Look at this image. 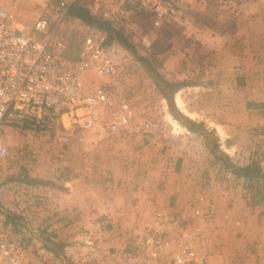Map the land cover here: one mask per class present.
<instances>
[{
    "label": "rangeland",
    "instance_id": "obj_1",
    "mask_svg": "<svg viewBox=\"0 0 264 264\" xmlns=\"http://www.w3.org/2000/svg\"><path fill=\"white\" fill-rule=\"evenodd\" d=\"M74 1L1 0L2 4L14 13L16 25L32 36L37 35L34 26L36 20L43 13H50L53 20L52 30L56 29V36L59 39H64L76 52L83 42L86 30L80 21L65 14L67 4ZM81 1L88 5H96L97 14H100L99 9L104 8L107 16L104 18L108 20H110L109 16L115 12L113 1L111 3H105L104 0ZM202 6L204 5H198L193 10L198 11ZM242 8V0H235L231 3L224 2L220 8L210 12L207 23L216 24L219 31L231 30L237 22L235 15ZM211 16H216L218 20ZM129 26L128 29L125 28V33L130 34V41L137 48L138 55L132 53L134 62L126 80L125 90L137 104L144 100V104L148 108L147 117L153 122V125L147 132L142 133L143 136L139 133L133 134L132 137L122 134L106 136L101 141V147L98 146L93 154L95 155L93 161L92 159L79 160L78 155L83 157L92 151L82 148L80 144L77 146L76 141L65 146L58 140H51L29 132H18L12 127H6L1 136L8 155L0 158V207L6 213L7 222L11 224V232L20 235L24 233L23 238L28 245V258L31 262L32 258H36L37 261L33 264L43 262L78 264L77 261L81 256L91 257L97 250H100L101 253L104 249L109 248H105V244L108 243L105 239L102 241L99 239L104 236V233L123 235L135 229H141L136 221L125 223V219L117 218V216L116 218L107 217L110 214L101 213L103 212L101 209L99 211L82 210L81 212H84L86 216L81 219L75 208L70 210L69 207L61 206L62 200H66V195L70 194L63 195L59 189H65L68 182L71 183V186H78L79 182H73L76 179L75 176L84 175V172L89 176L87 180L94 181L95 186L114 181L113 183L121 186L118 189H122V186H127L128 183L135 184L139 175L142 176L140 181L158 185L163 182L161 171L166 162H169L168 158H173L177 154L190 155V157L197 155V159H203L202 162L199 161L202 163L200 169L205 167L206 163L209 166L205 169L207 179L204 176L199 179L204 185L205 183L209 186L214 185L215 188L220 187L221 190L230 188L238 190V193L241 192L244 199L247 198L249 202L252 201L251 196L255 194L253 190L264 179V177L254 180L239 178L235 169L241 165L232 162L234 146L231 149L227 145V143L233 145V142H221L216 129L207 127L204 121L197 122L196 127L206 134L191 135L189 132L192 131L187 126L189 120L192 119L177 107L173 93L169 92L171 100L168 101L161 92L159 80L167 81L173 85L185 82L187 79L203 82L206 70L210 72L209 65L203 64L201 60L198 61V57H201V53H210V47L207 50L197 47L198 45L193 46L194 40H189L188 34L183 28H163L164 32L161 31L160 35V31L155 30L152 27V22L148 19L130 22ZM220 35L218 41L223 42L227 36H225L226 34ZM139 56L146 58L147 62H142ZM103 83L104 80H94L90 84L88 83V89H91L95 84ZM133 139L135 141H132ZM128 140L131 142H127ZM178 145L181 147L178 148ZM117 154H121V156ZM188 164L186 163L185 167H188ZM255 165L262 169L261 163ZM92 169L96 172L92 174L93 177L90 172ZM146 172L152 174H144ZM173 173L176 177H172V180L180 181L179 172ZM32 180H36L38 184L48 185V188H45L46 186L28 187ZM148 186L151 188L153 185ZM203 189H207V187ZM73 195H79V198L83 196V200L87 202L110 199L116 201L117 206L121 204L120 206L126 207L132 205L143 195H148L149 201L154 206L164 200L161 197L157 199L153 192H136L134 189L133 192L123 189L117 190L115 193H99L94 190L91 195L78 192ZM88 196L92 199L89 200ZM209 196L210 203L216 202L217 198L211 194ZM70 203L68 200L64 202V205L68 206ZM131 210L120 207L114 209L116 214L123 211L128 214ZM91 211L101 217L90 219ZM172 215V213L169 216L167 214L168 217H172ZM104 216L106 219H101ZM23 228L26 229L25 232L22 231ZM99 235L101 237H98Z\"/></svg>",
    "mask_w": 264,
    "mask_h": 264
},
{
    "label": "built area",
    "instance_id": "obj_2",
    "mask_svg": "<svg viewBox=\"0 0 264 264\" xmlns=\"http://www.w3.org/2000/svg\"><path fill=\"white\" fill-rule=\"evenodd\" d=\"M112 1L115 12L110 20L128 29L130 22L147 18L154 28H161L194 0ZM52 22L50 13H43L34 24L37 35L32 36L16 25L14 13L0 0V158L8 155L1 138L6 127L65 146L77 141L89 150L106 136L122 131L145 133L151 128L148 122L140 127L146 106L137 104L125 90L134 62L132 52L96 26L86 27L75 52L56 36ZM88 75L105 82L88 89ZM201 201L191 204L193 217L211 219L214 208L205 209ZM154 219V225L129 232L123 243H114L106 254L97 250L77 263L196 264L201 227L194 224L187 229L178 223L179 218L161 210L154 212ZM23 235L11 232L0 207V264H33Z\"/></svg>",
    "mask_w": 264,
    "mask_h": 264
},
{
    "label": "crops",
    "instance_id": "obj_3",
    "mask_svg": "<svg viewBox=\"0 0 264 264\" xmlns=\"http://www.w3.org/2000/svg\"><path fill=\"white\" fill-rule=\"evenodd\" d=\"M104 1L111 3L112 0ZM224 2L231 3L235 0H194L191 4L189 1L181 9L178 17L165 23L161 28L152 27L159 30L160 35L163 28H183L187 32L189 40H194L193 46L198 45L197 47L202 49L210 47V53H201V57H198V61L201 60L203 64L209 65L210 72L206 70L203 82L187 79L185 82L175 83L174 101L177 107L187 113L193 121H204L207 127L215 128L221 142H233V145L227 143L231 149L234 146L232 162H237L241 166L261 163L264 174V0H242L243 8L235 15L237 21L235 27L231 30L226 29V33L219 31L216 24L207 23L210 12L220 8ZM198 5L204 6L198 11L193 10ZM95 7L96 5H89L93 13H97ZM99 11L100 15L107 17L104 8ZM211 17L218 20L216 16ZM74 19L80 21L77 18ZM81 24L86 30L88 25L82 22ZM220 34L227 36L223 42L218 41ZM89 76L86 77L89 84L92 80L103 81L96 76ZM199 102L200 105L197 104ZM142 104H144V100ZM146 112H148L147 107ZM144 122L153 125L147 115L139 120L140 127ZM136 133L142 134V132L122 131L112 135L122 134L132 137ZM189 133L195 134V132ZM127 142H131V140ZM71 143L73 144L75 141ZM75 144L79 145L77 141ZM100 145L101 142L91 149L92 152L83 155V157L78 155L79 160L92 159L93 161L95 156L93 154ZM227 145L226 147H228ZM80 146L85 148L82 144ZM127 147L129 148L128 145ZM177 147L179 148L181 145ZM117 155L121 156V154ZM144 159L148 162L146 158ZM168 159L169 162H166L161 171L163 182L158 185L140 181L142 176L139 175L135 184L128 183L127 186H122V189H118L121 186L113 183L114 181L108 184H98L96 187L94 181L87 180L89 176L86 175V172L84 175H76L73 182H79L78 186H71V183L68 182L65 189H59L63 195L70 194L66 195V200H62L61 206L69 207L70 210L75 208L81 219L86 216L84 212H81L82 210L99 211L101 209L103 211L101 213L110 214L107 217L116 218L117 216V218L125 219V223L136 221L140 228L155 224V211H164L168 216L172 213V218H179L178 223L185 224L187 229L198 224L203 231V238L196 243L198 249L196 264H264V179L253 190L255 194L251 196L252 201L249 202L247 198L244 199L241 192L238 193V190L231 188L221 190L220 187L215 188L214 185L209 186L206 183L204 185L199 179H202L203 176L207 179L205 169L209 166L206 163L205 167L200 169L202 166L200 162L203 159H197V155L190 157V155L177 154V156ZM186 163L190 165L185 167ZM176 171L179 172L178 176L181 179L178 182L172 180V177H176L173 173ZM90 172L91 177L96 173L94 169ZM32 177L34 178V176ZM43 184L46 183L43 182ZM148 185H153V188ZM36 186L48 188V185L38 184L36 180H32L28 184V187ZM204 187L207 189H203ZM123 189L130 192H133V189L136 192H153L157 199L161 197L164 200L154 206L149 201L148 195H143L139 198L140 201H138L139 199L135 200L132 205L126 207L120 206L121 204L117 206V202L110 199L87 202L83 200V196L79 198V195H73L75 192L91 195L94 190L99 193H115L117 190ZM210 194L217 198L215 204L209 202ZM200 198H202L201 202L205 209L213 207L216 212L208 221L193 217L191 204ZM88 199L92 198L88 196ZM68 200L71 203L65 206L64 202ZM58 205H60L59 202ZM58 205L56 206L59 207ZM118 207L132 210L128 214L124 211L116 214L114 209H118ZM91 212L90 219L101 217L93 211ZM101 219L106 218L104 216ZM103 235L99 239L100 241L105 239L108 242L105 244V248L109 247L103 250L105 254L114 243H123L127 237V233L123 235L104 233ZM32 262L37 263L36 258H32Z\"/></svg>",
    "mask_w": 264,
    "mask_h": 264
},
{
    "label": "trees",
    "instance_id": "obj_4",
    "mask_svg": "<svg viewBox=\"0 0 264 264\" xmlns=\"http://www.w3.org/2000/svg\"><path fill=\"white\" fill-rule=\"evenodd\" d=\"M67 16L79 19L83 24L88 26H96L101 30L115 36L123 45H125L133 54H137V48L130 41V34L125 33V28L123 26H116L111 20L105 19L101 14L93 13L89 8V5L83 3L81 0H75L74 2L67 4L66 13ZM138 55V54H137ZM139 59L146 63V58L139 56ZM153 72V71H152ZM154 73V72H153ZM162 94L167 98L168 101L171 100L170 93H174L176 85L169 84L167 81L159 80ZM170 92V93H169ZM188 129L192 132L199 134H206L197 129V122L189 120ZM234 168V166L232 165ZM235 173L238 177H243L244 179H256L263 177L262 169L255 164L240 166L235 169Z\"/></svg>",
    "mask_w": 264,
    "mask_h": 264
}]
</instances>
